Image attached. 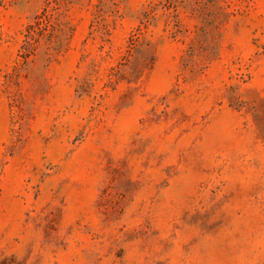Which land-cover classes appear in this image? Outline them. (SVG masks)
<instances>
[{
  "label": "rangeland",
  "instance_id": "rangeland-1",
  "mask_svg": "<svg viewBox=\"0 0 264 264\" xmlns=\"http://www.w3.org/2000/svg\"><path fill=\"white\" fill-rule=\"evenodd\" d=\"M0 264H264V0H0Z\"/></svg>",
  "mask_w": 264,
  "mask_h": 264
}]
</instances>
